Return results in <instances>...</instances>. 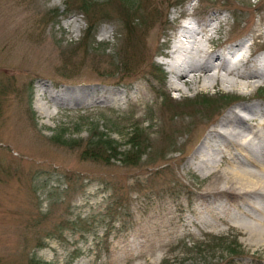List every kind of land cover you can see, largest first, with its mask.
I'll return each mask as SVG.
<instances>
[{"label": "rangeland", "instance_id": "1", "mask_svg": "<svg viewBox=\"0 0 264 264\" xmlns=\"http://www.w3.org/2000/svg\"><path fill=\"white\" fill-rule=\"evenodd\" d=\"M67 1L0 0V264L32 257L47 264H264V241L255 242L241 204L261 199L215 190L234 186L215 182L231 176L229 156L197 165L227 143L223 129L238 122H221L230 109L264 104V85L247 95L221 82H178L174 92L160 56H170L180 15L192 12L199 22L224 15V35L240 39L264 15V0H140L156 13L138 30L135 48L127 47L130 72L113 65L124 48L122 0H95L110 18L97 22L86 47L90 19ZM53 9L60 13L54 19ZM152 62L163 69L160 84L149 74ZM161 93L175 99L173 107ZM204 95L210 106L192 104ZM98 114L104 118H85ZM142 121L148 139L139 164L80 156L95 123L122 152ZM57 135L73 144L56 143ZM226 198L230 213H221ZM77 219L86 230L66 224ZM235 242L239 256L228 252Z\"/></svg>", "mask_w": 264, "mask_h": 264}, {"label": "bare ground", "instance_id": "2", "mask_svg": "<svg viewBox=\"0 0 264 264\" xmlns=\"http://www.w3.org/2000/svg\"><path fill=\"white\" fill-rule=\"evenodd\" d=\"M226 19L224 15L209 17L204 21L194 19L195 28L181 26L178 29L177 40L170 48L169 59L165 62L169 73V89L174 92L181 90L178 82L187 86L211 87L216 82L223 83L227 88H236L239 91L251 94L264 82V15L257 21L250 23L244 37L233 39L231 35H224L223 29ZM39 109L47 113L45 106ZM236 119L240 132H230L229 146L222 150L228 154L234 164L227 168L231 176L222 174L215 178L234 181L231 188L224 191L231 195L257 196L258 200L250 198L241 202L245 217L256 220L259 218V227L250 225L252 233L256 234L255 242L264 241V104L252 102L241 103L235 109H230L221 122ZM224 124V123H222ZM217 132L212 131L203 141L198 152L209 145V140ZM224 144V143H223ZM221 152V153H222ZM218 155V148L212 150ZM243 158V160H241ZM260 160V161H258ZM220 161L214 157L209 162L197 163L214 166ZM223 188H226L224 186ZM226 205L221 213H230L227 205L231 200L224 199Z\"/></svg>", "mask_w": 264, "mask_h": 264}, {"label": "trees", "instance_id": "3", "mask_svg": "<svg viewBox=\"0 0 264 264\" xmlns=\"http://www.w3.org/2000/svg\"><path fill=\"white\" fill-rule=\"evenodd\" d=\"M66 7L76 5L77 9H80L86 17L90 19L89 24L86 28V31L83 35V38L81 40V44H84V46H88L90 34H93L95 30L97 29L96 25L98 21H101L106 18H110V14L107 13V11L104 8H101V6L96 7L99 2L95 0H71L65 2ZM122 9L125 11L122 13V15L119 17V20L121 21L122 27L124 29V48L122 49L121 57L118 61V63L114 62V66L116 69L120 70L121 72H130L131 67V61L132 59L129 57V55L126 54L127 47L135 48L136 42L140 40L138 35V30L143 27L147 26V22L149 21V18L152 17L156 13V8L152 5L147 7V3L142 2L140 0H122ZM68 10V9H67ZM58 9H53L50 11L52 18L59 16L60 13L58 12ZM138 22V24L136 23ZM94 36V34H93ZM92 38V37H91ZM135 55V53L133 54ZM140 58V57H139ZM135 59V64L138 63V59ZM133 70V69H132ZM149 74L150 76L155 79L156 82L161 83L164 74L163 70L160 66L156 65L154 62L150 64L149 68ZM124 76V74H123ZM120 80V79H119ZM167 96L162 94V102L163 104H167V107H173V105L170 103L172 99L166 98ZM166 101V102H165ZM214 100L211 98L204 96H200L198 98H195L192 102V104H201L210 106ZM187 105V103L175 105L179 106L181 108L182 106ZM90 117L104 118L103 114H98L96 116H87V120H92ZM143 121L139 123H134V125L131 127V132L128 134L126 145L128 146V149L126 151H118L119 143L110 138L108 136V133L102 131L99 129V124L95 123L93 127H91V132L88 136V138L82 142L83 147L80 153V156L85 159H91L93 161H101L108 163L110 159L117 158L120 156V161L123 164L130 163V165H137L141 162V156L142 151L141 148H147V139L148 135L144 131ZM53 140L56 143L62 144V145H72V141L65 140L61 138L60 135H57L53 137ZM116 215V214H115ZM110 217L109 221L113 220V215H108ZM115 221V220H114ZM113 221V222H114ZM66 224H73L77 225L80 231L86 230L82 228V220L77 219L73 222L66 221ZM236 242L232 246L228 247V252L230 254H234L236 256H239L240 253V246L235 245ZM43 245V244H40ZM29 264H47L46 262L36 260L33 257L30 258Z\"/></svg>", "mask_w": 264, "mask_h": 264}]
</instances>
